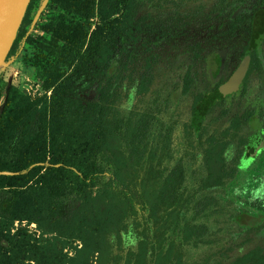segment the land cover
I'll return each mask as SVG.
<instances>
[{"label":"rangeland","instance_id":"rangeland-1","mask_svg":"<svg viewBox=\"0 0 264 264\" xmlns=\"http://www.w3.org/2000/svg\"><path fill=\"white\" fill-rule=\"evenodd\" d=\"M64 16L53 0L29 1L0 58V111L10 86L44 93L32 60ZM84 16L76 14V22L88 37L100 27L101 46L76 68L75 97L102 102L105 93L107 113L126 136L109 137L86 182L70 177L61 219L15 220L11 232L21 226L35 233L53 264H233L251 251L264 257V0H95ZM84 48L76 47V63ZM245 59L238 87L198 121L197 101ZM140 128L141 139L128 144L129 131ZM20 256L27 264V254Z\"/></svg>","mask_w":264,"mask_h":264},{"label":"trees","instance_id":"trees-1","mask_svg":"<svg viewBox=\"0 0 264 264\" xmlns=\"http://www.w3.org/2000/svg\"><path fill=\"white\" fill-rule=\"evenodd\" d=\"M53 1L67 16L53 26L51 39L40 45L42 55L32 60L44 93L31 96L10 86L0 111V191L7 193L0 197V264H24L21 253L27 254V264H53L47 262L43 241L21 226L12 233V223H56L65 215L63 197L70 177L77 173L86 182L95 174L96 157L109 137L126 136L121 123L107 113L105 93L100 98L103 103H83L74 94L76 68L101 46L100 27L88 37L82 22H76V14L87 12L85 19L91 17L95 0ZM262 33L260 28L251 34V47L258 45ZM77 46L85 48L76 63ZM223 97L220 87L204 94L195 105L194 117L200 121ZM143 134V128L129 131L128 144H136ZM245 258L264 264V257L254 251L233 264Z\"/></svg>","mask_w":264,"mask_h":264},{"label":"water","instance_id":"water-1","mask_svg":"<svg viewBox=\"0 0 264 264\" xmlns=\"http://www.w3.org/2000/svg\"><path fill=\"white\" fill-rule=\"evenodd\" d=\"M30 0H0V58L11 46ZM247 68V59L221 86L223 93L238 87Z\"/></svg>","mask_w":264,"mask_h":264}]
</instances>
